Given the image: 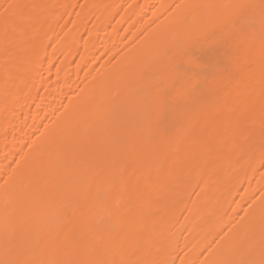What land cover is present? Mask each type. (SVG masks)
<instances>
[{
    "label": "bare ground",
    "instance_id": "bare-ground-1",
    "mask_svg": "<svg viewBox=\"0 0 264 264\" xmlns=\"http://www.w3.org/2000/svg\"><path fill=\"white\" fill-rule=\"evenodd\" d=\"M0 264H264V0H0Z\"/></svg>",
    "mask_w": 264,
    "mask_h": 264
}]
</instances>
